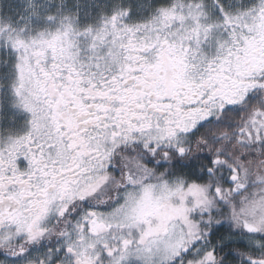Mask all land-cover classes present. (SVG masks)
I'll list each match as a JSON object with an SVG mask.
<instances>
[{"label":"snow or ice","instance_id":"6c2138e0","mask_svg":"<svg viewBox=\"0 0 264 264\" xmlns=\"http://www.w3.org/2000/svg\"><path fill=\"white\" fill-rule=\"evenodd\" d=\"M0 264H264V0H0Z\"/></svg>","mask_w":264,"mask_h":264}]
</instances>
